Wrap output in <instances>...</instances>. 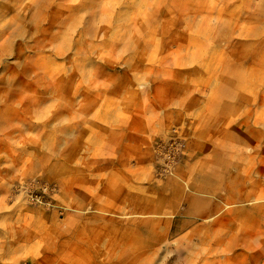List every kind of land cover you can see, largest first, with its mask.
<instances>
[{
	"label": "rangeland",
	"instance_id": "rangeland-1",
	"mask_svg": "<svg viewBox=\"0 0 264 264\" xmlns=\"http://www.w3.org/2000/svg\"><path fill=\"white\" fill-rule=\"evenodd\" d=\"M0 264H264V0H0Z\"/></svg>",
	"mask_w": 264,
	"mask_h": 264
},
{
	"label": "crops",
	"instance_id": "crops-1",
	"mask_svg": "<svg viewBox=\"0 0 264 264\" xmlns=\"http://www.w3.org/2000/svg\"><path fill=\"white\" fill-rule=\"evenodd\" d=\"M110 180H112V181H113V179L111 178V176H110V175H107V178H106V179H104V181H105V182H107V181H108V183H109V181H110ZM108 183H107V184H108Z\"/></svg>",
	"mask_w": 264,
	"mask_h": 264
}]
</instances>
